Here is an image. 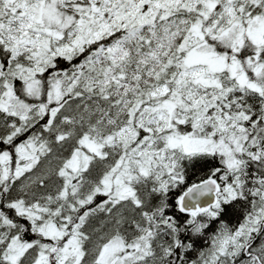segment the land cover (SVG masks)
I'll return each instance as SVG.
<instances>
[{
  "label": "snow or ice",
  "instance_id": "obj_1",
  "mask_svg": "<svg viewBox=\"0 0 264 264\" xmlns=\"http://www.w3.org/2000/svg\"><path fill=\"white\" fill-rule=\"evenodd\" d=\"M0 264H264V0H0Z\"/></svg>",
  "mask_w": 264,
  "mask_h": 264
}]
</instances>
